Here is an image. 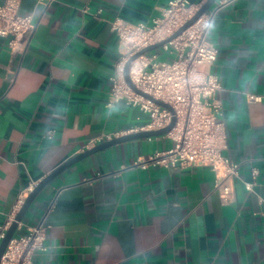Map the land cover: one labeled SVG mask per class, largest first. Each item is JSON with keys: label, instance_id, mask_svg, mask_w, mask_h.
<instances>
[{"label": "crops", "instance_id": "0c3cea01", "mask_svg": "<svg viewBox=\"0 0 264 264\" xmlns=\"http://www.w3.org/2000/svg\"><path fill=\"white\" fill-rule=\"evenodd\" d=\"M169 1L22 0L32 31L17 50L0 36V234L64 162L109 136L152 130L149 114L110 99L124 64L111 21L152 24ZM211 10L209 40L220 51L209 71L222 82L224 154L240 164L234 200L222 202L207 166L135 164L173 148L172 138L115 144L68 167L35 198L14 234L47 227V249L34 264H264V100L248 98L264 94V0H217ZM153 54L171 61L178 51L144 58ZM244 181L255 183L253 192Z\"/></svg>", "mask_w": 264, "mask_h": 264}, {"label": "built area", "instance_id": "2783aa9c", "mask_svg": "<svg viewBox=\"0 0 264 264\" xmlns=\"http://www.w3.org/2000/svg\"><path fill=\"white\" fill-rule=\"evenodd\" d=\"M21 3L22 0H3L0 3V36L11 38L13 50L19 48L22 39L34 26L33 15L23 16L19 13ZM199 8H194L191 0H170L162 10V15L154 18L152 24L114 18L111 28L118 33L124 64L142 48L174 34ZM212 20L213 11L210 9L162 46L166 51H178L175 59L160 61L157 54L145 59V54L131 64L130 76L134 84L170 104L172 110L135 92L124 79V64L111 78L113 86L110 99L113 102L124 99L127 104L149 114L150 129L167 127L176 118L174 127L163 135L175 141L174 147L156 153L149 160H138L136 165L143 168L150 164L181 168L207 166L215 172L214 190L222 202L228 204L234 200V179L240 177V164L224 154L228 148V135L224 109L218 97L222 82L219 75L209 71L220 51L209 40ZM248 98L250 101H263L264 94L250 93ZM54 134V129L46 132L50 139ZM254 184L244 181L245 188L250 192L254 191ZM46 228L41 222L28 226L26 233L14 235L0 264H34V253L47 249ZM5 233L6 230L1 232L0 241Z\"/></svg>", "mask_w": 264, "mask_h": 264}, {"label": "water", "instance_id": "95a60500", "mask_svg": "<svg viewBox=\"0 0 264 264\" xmlns=\"http://www.w3.org/2000/svg\"><path fill=\"white\" fill-rule=\"evenodd\" d=\"M217 2V0H206L202 6L197 10V12L187 21L183 26H181L174 34L169 36L168 38L155 42L153 44H150L135 54H133L124 64L123 68V76L126 81V83L137 93L143 95L147 99H150L151 101L160 104L164 107H167L169 109H173L170 104L164 102L163 100L155 98L153 95L139 89L134 82L131 79L130 76V67L131 64L137 60L140 56L145 55L151 51H154L156 49L161 48L165 43H168L178 35H180L183 31H185L188 27L193 25L196 20L204 13L209 11L211 7ZM176 118L174 117L172 122L164 128L161 129H152V130H141V131H136L132 133H128L125 135L121 136H116L111 139H107L105 141L99 142L92 148H89L76 156L72 157L68 161L64 162L62 165H60L58 168H56L53 172H51L49 175H47L35 188L34 190L28 195L26 198L24 204L22 205L21 209L17 213L14 221L10 225V227L7 229L4 238L1 240L0 243V263H1V258L2 255L4 254L6 247L10 241V239L14 236L15 232L17 231V228L19 226V222H21L27 212V210L30 208L32 203L34 202L35 198L38 196V194L46 187L48 183H50L51 180H53L57 175L62 173L64 170H66L68 167L72 166L74 163L80 161L81 159L95 153L98 151H101L107 147H110L115 144H119L125 141L133 140V139H138V138H143V137H151V136H162L168 133L175 125Z\"/></svg>", "mask_w": 264, "mask_h": 264}, {"label": "rangeland", "instance_id": "374dc122", "mask_svg": "<svg viewBox=\"0 0 264 264\" xmlns=\"http://www.w3.org/2000/svg\"><path fill=\"white\" fill-rule=\"evenodd\" d=\"M162 48V47H161ZM161 48H159V49H161Z\"/></svg>", "mask_w": 264, "mask_h": 264}, {"label": "bare ground", "instance_id": "6f19581e", "mask_svg": "<svg viewBox=\"0 0 264 264\" xmlns=\"http://www.w3.org/2000/svg\"><path fill=\"white\" fill-rule=\"evenodd\" d=\"M138 62V61H137Z\"/></svg>", "mask_w": 264, "mask_h": 264}]
</instances>
